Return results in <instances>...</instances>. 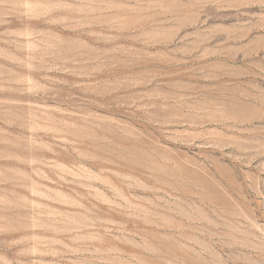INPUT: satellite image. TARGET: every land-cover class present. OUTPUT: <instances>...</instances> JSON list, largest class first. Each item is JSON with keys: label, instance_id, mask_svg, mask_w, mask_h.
<instances>
[{"label": "rangeland", "instance_id": "1", "mask_svg": "<svg viewBox=\"0 0 264 264\" xmlns=\"http://www.w3.org/2000/svg\"><path fill=\"white\" fill-rule=\"evenodd\" d=\"M0 264H264V0H0Z\"/></svg>", "mask_w": 264, "mask_h": 264}]
</instances>
